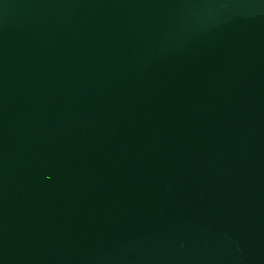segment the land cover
<instances>
[{
    "label": "water",
    "instance_id": "water-1",
    "mask_svg": "<svg viewBox=\"0 0 264 264\" xmlns=\"http://www.w3.org/2000/svg\"><path fill=\"white\" fill-rule=\"evenodd\" d=\"M0 264H264V0H0Z\"/></svg>",
    "mask_w": 264,
    "mask_h": 264
}]
</instances>
